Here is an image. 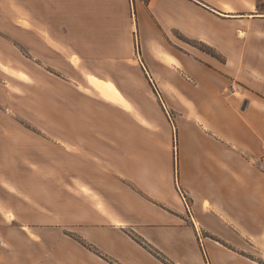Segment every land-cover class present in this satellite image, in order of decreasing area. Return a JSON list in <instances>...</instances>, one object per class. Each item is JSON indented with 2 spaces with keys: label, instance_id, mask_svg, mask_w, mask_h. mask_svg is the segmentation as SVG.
Returning a JSON list of instances; mask_svg holds the SVG:
<instances>
[{
  "label": "crops",
  "instance_id": "obj_1",
  "mask_svg": "<svg viewBox=\"0 0 264 264\" xmlns=\"http://www.w3.org/2000/svg\"><path fill=\"white\" fill-rule=\"evenodd\" d=\"M25 2L74 53L69 62L83 81L86 74L110 82L147 76L160 83L165 109L177 114L175 171H156L152 151L143 166L137 145L119 140L109 153L115 171L93 182L106 215H77L72 208L81 201L73 198L65 222L132 227L156 257L121 233L102 240L129 264H205L197 233L210 264H264V0H44L46 9ZM135 43L141 56L130 67ZM12 77L30 81L26 73V80ZM231 84L242 92L230 93ZM103 101L127 115L123 105ZM31 227L33 236L20 226L0 239V264L57 261L55 248L68 241Z\"/></svg>",
  "mask_w": 264,
  "mask_h": 264
},
{
  "label": "rangeland",
  "instance_id": "obj_2",
  "mask_svg": "<svg viewBox=\"0 0 264 264\" xmlns=\"http://www.w3.org/2000/svg\"><path fill=\"white\" fill-rule=\"evenodd\" d=\"M25 1L0 0V239L19 233L20 226L32 232L31 226L37 225L45 234L68 241L55 248L57 261L49 257L47 264H129L132 259L116 257L115 249L106 248L102 240L106 235L115 239L124 235L140 241L132 227L117 232L66 223L68 201H81L72 208L77 215L94 211L106 215L99 196L102 189L93 182L115 171V157L109 153L114 154L119 140L137 145L143 166L152 151L156 171L172 167L175 171L177 114L165 109L160 83L142 75L136 81H111L134 106L131 112L123 106L127 115L104 102L110 99L102 98L86 76L83 81L69 62L74 53L55 40L49 25L26 11ZM32 1L48 7L44 0ZM134 48L130 67H137L141 56L136 43ZM130 67L132 75L135 71ZM25 73L28 83L12 77L26 80ZM124 155L126 165V148ZM87 198L96 202L87 203ZM202 237L197 233L196 243L205 262L209 256Z\"/></svg>",
  "mask_w": 264,
  "mask_h": 264
},
{
  "label": "bare ground",
  "instance_id": "obj_3",
  "mask_svg": "<svg viewBox=\"0 0 264 264\" xmlns=\"http://www.w3.org/2000/svg\"><path fill=\"white\" fill-rule=\"evenodd\" d=\"M74 61L75 63H78L77 60H74ZM86 78L88 81L93 83L94 88L97 89L101 93L102 98L116 101L118 104L123 105L128 110V112L132 111V108L129 102L127 101L126 97L112 82L108 80L100 79L97 76L90 75V74H86ZM23 230L26 233L33 236L32 232H29L27 228H23Z\"/></svg>",
  "mask_w": 264,
  "mask_h": 264
},
{
  "label": "built area",
  "instance_id": "obj_4",
  "mask_svg": "<svg viewBox=\"0 0 264 264\" xmlns=\"http://www.w3.org/2000/svg\"><path fill=\"white\" fill-rule=\"evenodd\" d=\"M154 86V85H153ZM242 88L236 84H231L229 87H228V91L230 93H233V94H238V93H241L242 92ZM261 168L264 169V156L263 158L261 159ZM180 198L182 200V202L184 203V206L186 207V210H188V205H187V201L185 200V196H183L181 193H180ZM205 264H209L208 260L205 259Z\"/></svg>",
  "mask_w": 264,
  "mask_h": 264
},
{
  "label": "trees",
  "instance_id": "obj_5",
  "mask_svg": "<svg viewBox=\"0 0 264 264\" xmlns=\"http://www.w3.org/2000/svg\"><path fill=\"white\" fill-rule=\"evenodd\" d=\"M193 44V46H196L197 45V43H195V42H193L192 43ZM208 53L209 54H211V55H213L214 56V53H213V51L212 50H208ZM137 243H139L141 246H143V248H145L147 251H149L150 253H152L153 255H155V256H157V253H154V252H152V248L151 247H148L147 245H145L143 242H142V240H135ZM78 242V241H77ZM167 264V263H166Z\"/></svg>",
  "mask_w": 264,
  "mask_h": 264
}]
</instances>
